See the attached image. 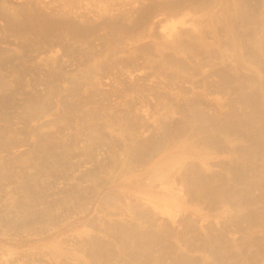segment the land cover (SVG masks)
I'll return each mask as SVG.
<instances>
[{
  "label": "bare ground",
  "instance_id": "6f19581e",
  "mask_svg": "<svg viewBox=\"0 0 264 264\" xmlns=\"http://www.w3.org/2000/svg\"><path fill=\"white\" fill-rule=\"evenodd\" d=\"M34 1L43 8L51 3ZM119 1L132 9L140 2ZM260 1L255 11L250 0H206L199 15L170 7L168 24L153 16L145 20V36L153 37L147 42L152 53L205 55L198 57L207 64L202 72H215L228 84L230 101L240 103L238 112L221 94L204 107L203 101L196 106L194 99L175 97L163 109L136 110L134 120L127 122L124 112L123 118L100 114L81 97L71 103L65 96L53 100L50 91H40L38 79L26 77L25 67L8 64L14 50L0 46V264H142L151 253L165 254L169 260L156 256L151 264H264V0ZM186 57L178 54L182 61ZM148 60L143 63L150 67L155 59ZM129 69L126 74L132 80L145 72ZM59 111L58 117L42 119ZM20 119L28 132L24 140L15 139L12 131ZM57 119L68 133L54 132ZM92 207V217L87 218L91 222L69 235L71 242L64 245L49 240L50 244L22 250L2 239L49 236Z\"/></svg>",
  "mask_w": 264,
  "mask_h": 264
},
{
  "label": "rangeland",
  "instance_id": "374dc122",
  "mask_svg": "<svg viewBox=\"0 0 264 264\" xmlns=\"http://www.w3.org/2000/svg\"><path fill=\"white\" fill-rule=\"evenodd\" d=\"M48 1L51 3H49V5H47L46 8H43L39 4H37V2L34 0H0V46L5 47L7 45L14 50L15 53L13 57L7 58L8 64H11L12 62L14 63L18 62L19 64H21L22 68L25 67V74L27 75L25 76L29 78L30 80L38 79L40 81V85H39L40 91H42L44 94H47L50 91L51 92L50 95L52 96L54 95L53 100L56 99L57 101L61 98L63 99L66 98V100L64 101L71 103L73 100H79L81 97V99L83 98L82 100L84 102L86 103L88 102L87 103L88 105L97 106L100 109L99 111H101L99 112L100 114H107L110 116L117 115V117H122V115H124L123 114L124 112L125 115L123 117L125 118L123 117L122 118L125 119L127 122L133 121L134 116L139 110L147 109L149 111H153L155 109H163L162 107L165 106V104L167 105L170 101L172 102L176 98H181V99L187 98V100L189 99L195 100V98L197 100L199 98L200 100L198 99L197 102H195L196 100L195 101L191 100V102L193 101L192 103H194L196 106L198 105L200 106V102L203 101L202 102L203 104L202 103L201 104L204 107L205 104L207 105L209 102L216 101L215 98L220 97V94H221V96L226 97V98L222 97V99L226 100L224 101V103L226 102V105L228 104L227 106L231 107V108L229 107L230 109H233L234 107L235 112L236 111L238 112V110H240L239 108L240 103L234 100L232 102L230 101L231 99L229 98V96H232L233 92L231 93L232 90H230L231 88H229L228 84L226 82L224 83V81L221 80L219 75L215 72L213 73L211 72L210 74L207 73V75H205L202 72L201 69L203 68V70H205L207 68L206 66L207 64L206 62L203 63L202 60H199L198 57L199 55L201 57L205 55L197 54V53L194 54V52H190L189 55H187L186 53L185 55V51H184V54H180L181 52L177 53L176 54L177 57L169 55V54L168 56L166 55L167 57L166 56L158 57L160 55H158V53H156L155 50L154 51L157 54V56L155 55L154 52L153 54L152 53L153 48L147 45V42H149L150 40H153L152 39L153 37L148 38L147 36H145L146 35L145 30H147L146 28L147 26L145 27L147 22H145V20L147 18L150 19L153 16L151 19L155 17L153 20L155 19L158 20L159 18L162 19V15H163V18L164 16L165 18L167 16H168L167 18H169L170 10L176 7H182L184 9L183 12L188 10L187 11L188 13L192 12L194 14L197 13L199 15L200 12H202L200 8L204 2L206 3V0L205 1L204 0H193V1L192 0H168V1L167 0H151V1L150 0H142V1L140 0V2L138 1L133 9L130 8L129 4L122 3L119 0H77L79 3L76 0H48ZM250 2H251V5H255L253 7H255L254 10L257 11L260 7V5L258 6V4H261V1L254 0V3H253V1L250 0ZM78 4L79 6L77 7ZM199 4H200V7H198ZM66 11H67V14H66ZM63 15H68V16H63ZM18 17L19 19H17ZM58 17L62 19H57ZM167 18L165 20L166 22L164 21V19L162 21L161 19H159L160 22H162L160 24L162 25L168 24L170 22L168 20H171L172 18L168 20ZM149 19L146 21L151 20ZM48 32H50L52 38L48 37L50 36V35H47ZM25 34L28 36H26ZM52 34L54 35V37ZM51 39H53L54 42ZM134 47H136V49ZM178 54L179 56L180 55L187 56L186 58H184L185 60H183L185 61L184 64L181 58H178ZM132 55L135 57L132 58L133 57ZM39 56H42V58H47V59H49L50 57L52 58V59L50 58L51 62L49 60L47 61V59L43 60L45 61V63H48V66L50 67L48 68L49 69L48 71H47L48 66L45 68L40 67L42 66L40 64H43V66H46L47 64L43 63L41 57H40L41 60H38ZM48 56L50 57L48 58ZM146 56H148L149 58ZM156 57H158L159 60ZM190 57L191 58L193 57L192 60L190 59ZM127 58L130 60H128ZM152 58L155 60H152ZM160 58H162V61L160 60ZM167 58L168 60L164 61V59H167ZM174 58L175 59L178 58V59H176L174 62ZM148 59L152 60L149 62L152 66V67L150 66L151 68L146 65L144 66V64L149 61ZM38 61H42V63ZM55 61L58 63H56ZM143 61L145 63H143ZM157 61L159 62L161 61V62L158 63ZM195 61H196V64H194ZM168 63H171L172 65ZM175 63H177V65L179 64L178 66L180 70L179 68H177L178 66H176ZM55 65H58L56 67L57 69L55 68ZM190 65L192 68H190ZM194 65H196V68H194L195 67ZM167 67H170V68H167ZM197 67H199V69ZM175 68L177 69V72ZM54 69L57 70L58 72L55 71ZM128 69L134 70L133 72L134 74H136L138 70L139 71L141 70V72L143 71L145 72L139 76L135 75L134 79L132 80V78H129L130 76L127 75L128 73L126 74V71H128ZM169 69L173 71L169 72ZM156 70H157V73L159 74L155 72ZM199 70H201V72ZM146 72H148L147 75H145ZM183 74L184 75L186 74V75L184 76ZM158 75H160L161 78L158 77ZM73 76H74V79H73ZM139 78H142V79H139ZM54 84L55 85L57 84L58 86L56 85L57 86L56 87ZM224 84H226V86ZM185 86H190V87L188 88ZM46 88H48V90H46ZM143 88L144 89L146 88V89L144 90ZM116 89L118 90V92ZM29 90H27L26 88V91L29 92ZM180 90L183 92H181ZM26 91L24 89V93H26ZM175 91L176 93L178 92L179 94L178 93L174 94ZM226 91L229 94L227 95L228 97L224 95L225 93L223 94V92H226ZM184 93L187 96H185ZM173 94L175 96H173ZM191 95L195 97L193 98ZM63 96H65V98ZM22 97L23 96H21V98ZM131 97L134 99H132ZM157 99H160V100H157ZM198 101H199V104H198ZM89 103H92V104H89ZM58 105H60V103ZM106 110L107 111L109 110L108 112L110 114L107 113ZM119 111L120 113L122 111L121 116H120ZM60 112L61 111L46 115V117L44 116V118L42 119L45 120L46 118L47 120L49 119V117L51 118L58 117ZM114 113H116V115ZM118 113H119V116H118ZM126 117L129 120H127ZM20 121H21V125H20ZM20 121L14 122V124L12 123L13 124L12 125L13 134L17 136V138L16 136H14L15 139H18V136L23 138L24 136H26V134L28 136V132L26 130L27 128L25 129L24 127L25 125H23V122L21 119ZM56 121L58 122L55 123V120L52 122L53 125L54 123L56 125V126L55 125L52 126V128L55 133L59 134L60 132L61 134V132H63L66 128L61 129L59 126V119H57ZM31 123L32 125H34L36 122L35 120H33ZM71 123H73V121ZM18 126L19 127L21 126V127L19 128ZM45 126L47 127L46 124ZM45 126L44 128H46ZM58 127L60 130L57 129ZM21 128L22 129L24 128L27 133L25 132L24 129L22 130ZM65 131L63 132L64 134L68 133L70 129L67 130L66 133ZM15 133H18V134H15ZM22 140H24V138ZM92 209L93 207L90 209V211H88L86 214L82 216L78 215L77 218L76 216L73 217L72 218L73 220L72 219L69 220V223L68 221H65V223H62L63 225L61 224L60 228L50 233L49 236H33L29 238L23 237L24 239L20 237L12 238V236H9V237H2V239L4 240V242L6 241L5 243H8L14 247H17V249H22V250L24 249L28 250L29 248L36 247L44 243L50 244L51 242L59 243L62 241V244L64 245L65 242L66 243H68L69 241L71 242L70 240L71 236L69 238L68 237L69 235H72L74 232L81 230L85 226H87L86 224L88 223L87 220L91 222L90 219H87V218L92 217V212H93ZM82 218L83 219L85 218L84 219L85 222L83 221ZM65 224L67 225L65 226ZM65 234L67 236H64ZM11 238L14 242L11 240ZM57 239L58 241H54ZM49 240L50 241L52 240V241L50 242ZM32 243L34 244L32 245ZM21 247H24V248H21ZM161 255L163 259H166L167 261H169L165 254L159 253L158 255L157 253H154V255H152L151 253L147 255L146 258L145 257L142 258L141 260L143 261L142 264H146L147 261H148L147 264L149 262H150L149 264H151L152 263L151 261H153L154 257L161 256ZM248 259H250V257ZM248 261H251V260H248ZM30 262L36 263L33 261H29V263Z\"/></svg>",
  "mask_w": 264,
  "mask_h": 264
}]
</instances>
